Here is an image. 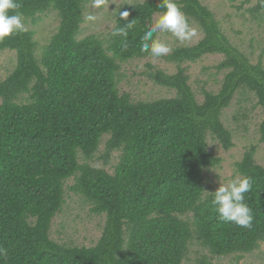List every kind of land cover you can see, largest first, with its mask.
<instances>
[{"label": "trees", "instance_id": "16d2710c", "mask_svg": "<svg viewBox=\"0 0 264 264\" xmlns=\"http://www.w3.org/2000/svg\"><path fill=\"white\" fill-rule=\"evenodd\" d=\"M20 2L25 25L52 12L60 21L40 52L36 32L27 26L0 42V52L17 56L0 80V246L7 250L0 264H214L220 257L239 264L257 251L264 243V166L257 148L249 147L235 164L237 174L253 181L245 194L255 217L250 230L219 219L205 172L222 163L210 138L225 150L235 146L224 115L238 93L247 100L251 95L262 109L264 143V55L253 62L202 0H178L203 36L165 56L175 73L149 72L156 84L175 91L173 97L135 100L120 88L122 67L150 57L140 51L141 38L163 13L161 0L125 2L108 36L83 37L93 0ZM246 2H254L246 12L263 27L264 0ZM120 11L130 13L128 20ZM128 21L133 27L126 39L113 35ZM212 54L224 56L217 69L225 74L218 90L202 86L199 99L187 64ZM241 116L248 118L244 111ZM114 152L113 172L92 163L96 158L106 166ZM67 187L106 217L92 246L53 237Z\"/></svg>", "mask_w": 264, "mask_h": 264}, {"label": "rangeland", "instance_id": "374dc122", "mask_svg": "<svg viewBox=\"0 0 264 264\" xmlns=\"http://www.w3.org/2000/svg\"><path fill=\"white\" fill-rule=\"evenodd\" d=\"M141 0H103L100 7H95L90 3L85 15V22L82 25L80 36L98 34L108 36L116 24L115 13L117 9L124 4L133 3ZM215 13L220 21L225 34L231 42L239 46L247 55L252 57L253 62H257L261 54L264 55V26L257 24V21L250 18V13L246 10L253 5L248 4L246 0H202ZM255 1V0H253ZM161 14L154 17V22ZM94 17V19H89ZM59 17L56 12L43 15L38 23L33 24L29 21L26 26L34 29L36 40L39 43V52L52 35L56 32L59 25ZM192 27L197 30L190 42L180 43L171 33H159L162 40L169 43L172 48L177 45L196 44L203 36L200 26L189 21ZM221 54H212L202 59L187 64L189 66L188 74L193 89L199 99L201 87L206 89L218 90L221 87L225 71H220L217 66L223 60ZM17 62L15 51L0 52V80L5 79L13 70ZM157 68L163 69L168 73H175L176 66L168 63L165 57L143 59H134L125 63L122 67L121 89L128 92L135 100H154L164 97H173L175 91L164 86H160L150 78L149 72ZM256 100L251 95L247 100L245 95L238 93L233 101L231 108L225 111V120L228 126L234 131L235 146L230 150H225L223 146L215 139L210 138V150L222 158V163L218 167L210 168L205 172L206 193L215 192L220 186V180L226 183L229 179L240 176L236 173L235 164L240 161L246 150L255 146L257 148L256 160L264 166V143L260 142L259 125L263 119V112L260 107H255ZM244 108V109H241ZM247 112L248 118L241 116L242 112ZM238 118L235 121L234 116ZM104 144L101 146L103 151ZM101 154V153H99ZM118 152L111 156L110 163L106 166L103 160L93 159L95 165L103 166L110 172H113L114 165L118 161ZM241 177V176H240ZM74 182L70 179L67 185ZM66 188V203L63 212L56 217L53 224V237L58 240H64L71 244L92 246L97 243L102 235L106 217L98 215L91 211V205L84 202L81 195L75 194ZM195 256V254H192ZM214 264H236L233 257H220L213 260ZM185 264H189L186 262ZM239 264H264V243L260 248L250 254H246Z\"/></svg>", "mask_w": 264, "mask_h": 264}, {"label": "clouds", "instance_id": "9594fccd", "mask_svg": "<svg viewBox=\"0 0 264 264\" xmlns=\"http://www.w3.org/2000/svg\"><path fill=\"white\" fill-rule=\"evenodd\" d=\"M102 3L103 0H93L95 7H100ZM159 7L164 9L163 13L141 38L140 51L152 58L165 57L173 51L172 46L162 40L159 33H171L180 43L190 42L197 34V30L190 24L183 11V5L178 0H161ZM21 8L20 0H0V42L27 31ZM129 15L128 11L119 12L122 20H128ZM132 27L133 21H128L126 26L117 28L113 35L123 36L126 39L128 35L126 29ZM252 186V178L248 176H236L226 183L220 180V186L212 193V204L222 222H232L240 228L252 229L255 217L245 196L251 191ZM6 255L7 250L0 246V256Z\"/></svg>", "mask_w": 264, "mask_h": 264}]
</instances>
